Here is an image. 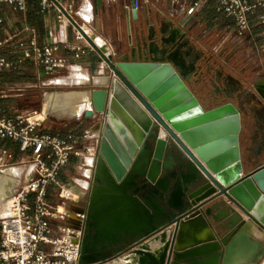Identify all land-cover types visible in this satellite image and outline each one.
Instances as JSON below:
<instances>
[{
  "label": "water",
  "instance_id": "obj_1",
  "mask_svg": "<svg viewBox=\"0 0 264 264\" xmlns=\"http://www.w3.org/2000/svg\"><path fill=\"white\" fill-rule=\"evenodd\" d=\"M132 8L136 20L135 0ZM134 39L129 30L123 53L100 48L104 72L88 81L90 108L84 116L95 122L97 158L104 163L109 183L120 185L132 177L134 184L127 191L140 197L145 184H156L149 176L153 162H158L160 173L179 152L185 164L179 165L184 170L178 183L184 190L183 205L186 197L188 207L129 242L118 255L133 253L137 264H225L240 233L264 252V240L247 228L256 229L264 238V164L241 175L244 167L256 160L254 155L244 153L242 145L243 128L251 116L258 118V112L251 107L244 111L232 97L206 109L204 101H210V94L199 98L188 83L204 90L202 74L207 64L191 61V70H187L174 57L176 40L172 44L160 40L154 50L149 39ZM258 85L264 89L256 82L253 89L264 103ZM139 159L144 166L137 169ZM189 172L191 179L184 181L182 174ZM159 173L157 179L172 190L174 187L171 189L167 178L159 177ZM201 187L210 191L192 196ZM194 213L205 220L213 238L178 250L175 241L179 224ZM167 230L171 231L169 238L156 253L152 252L149 242L164 239ZM81 263L89 261L81 258Z\"/></svg>",
  "mask_w": 264,
  "mask_h": 264
},
{
  "label": "crops",
  "instance_id": "obj_2",
  "mask_svg": "<svg viewBox=\"0 0 264 264\" xmlns=\"http://www.w3.org/2000/svg\"><path fill=\"white\" fill-rule=\"evenodd\" d=\"M50 2L51 5L45 9L40 4L41 0H25L23 10H14L8 4L1 5L0 56L14 62L15 65L10 69L0 70V110L13 113L15 116H30L42 111L45 118L37 129L40 134L61 138L68 135L86 136L78 144L81 156H71L59 174V182L63 188L72 182L75 184L72 192H65L67 198L78 197L75 200L78 202L82 197L80 192L90 190L93 186L98 160L97 132L94 130V120L84 116L89 106L75 116L65 114L63 111L51 112L49 96L51 93L72 91L88 93L90 77L104 72L102 56L99 52L90 51L86 55L90 65L85 61L72 62L74 64L67 68L47 74L37 63L34 55L24 58L22 50L29 46L32 37L35 38L38 47L52 42L61 45L76 43L68 22L65 19L60 21L57 19V9H66L68 6H71L73 11L71 17L82 24L89 33L96 34L97 36H93L105 44L108 52L123 53L128 46L130 30L136 41L149 39L154 50L158 48L156 45L160 40L170 44L176 40L175 45L178 47L174 51V57L185 64L187 70H191L189 67L191 61H196L197 65L207 64L202 74L204 90H200L193 82L188 83L189 87L199 98L204 99V94H210V101H204L206 103L203 106L206 109L220 105L232 97L235 104L244 111L251 107L258 112V118L251 116L243 128L242 145L244 153L254 155L256 160L244 167L241 175L251 172L257 165L264 164V103L253 89L255 82L264 85L262 8L259 7L248 14L249 29L239 36L233 18L217 11L219 0H135L136 20L132 18V0H50ZM194 4H196L194 12L188 15L187 9ZM127 8L130 9L129 15ZM189 19L190 23L185 26ZM176 29L180 32L177 33ZM58 54L70 55V52L60 50ZM76 73L80 75L77 76ZM258 88L264 93L263 87L258 85ZM261 153L263 154L259 156ZM29 155L30 151L19 150L17 142L9 139L0 140V175L7 173L9 169L20 170L18 175L16 173L9 175L13 182L9 195L21 181L24 172L29 169ZM176 156L178 158L176 164L179 160L185 164L179 152H176ZM25 163L29 165H24ZM7 164L15 167H7ZM88 184L89 188L86 189ZM58 190L60 189L56 186L48 187L46 200L52 202L54 206L64 207L67 204L59 203L61 199ZM79 210L82 208H68L66 214L74 220L77 218L75 212ZM203 222L206 225L204 220ZM255 232V236L264 240L260 232L256 229ZM209 235L202 241L212 238L210 231ZM197 243L199 241L187 246ZM263 263L264 256H260L257 264Z\"/></svg>",
  "mask_w": 264,
  "mask_h": 264
},
{
  "label": "built area",
  "instance_id": "obj_3",
  "mask_svg": "<svg viewBox=\"0 0 264 264\" xmlns=\"http://www.w3.org/2000/svg\"><path fill=\"white\" fill-rule=\"evenodd\" d=\"M2 4H8L14 10L25 8V0H0V8ZM40 4L45 9L51 2L41 0ZM195 6L187 9L188 15L194 12ZM259 7L264 10V0H219L216 9L233 18L236 33L241 36L249 29L248 14ZM129 10L127 8L128 15ZM57 11V19L68 22L77 42L72 45L52 42L38 47L32 37L29 46L22 50L24 58L34 55L47 74L67 68L74 64L72 62L85 61L90 65L86 60L90 51L99 52L102 56L100 47L91 37L97 35L89 33L71 17V6ZM60 50L69 51L70 55H59ZM14 65V62L0 56V70L10 69ZM44 118L42 111L30 116H15L0 110V140L15 141L20 151H30V167L9 197L10 214L0 218V264H83L80 253L82 229L78 230L76 241L73 242L67 228L53 226L50 221L65 219V214L59 213L58 206L49 205L46 195L48 187L56 186L60 189L59 197L69 199L63 194L59 174L71 156H81L78 144L86 136L68 135L61 138L40 134L37 129ZM60 232L62 235L56 236Z\"/></svg>",
  "mask_w": 264,
  "mask_h": 264
},
{
  "label": "bare ground",
  "instance_id": "obj_4",
  "mask_svg": "<svg viewBox=\"0 0 264 264\" xmlns=\"http://www.w3.org/2000/svg\"><path fill=\"white\" fill-rule=\"evenodd\" d=\"M91 37L101 49L107 52L103 42L101 43L93 35ZM75 71L78 72L77 69ZM76 75L79 76L80 73ZM88 106L90 108L88 94L84 92L51 93L49 96L51 112L64 111L75 115ZM143 166L139 159L136 168L140 169ZM104 169L103 161L98 158L86 209L76 212L77 218L74 220L66 214L67 209L62 208V212L66 216L65 219L70 222L69 225H82L81 258L89 261L88 264H104L110 260L113 261L108 264H137L135 254L118 255V253L126 248L129 242L140 238L144 232L161 226L184 211L182 200L184 190L179 183L169 190L164 182L157 179L159 173L157 161L153 162L149 172L150 178L154 179L156 184L154 186L145 184L144 189L139 192L140 197L127 191L134 184L132 177L126 178L120 185L112 184L105 179ZM12 173L18 175L20 170L9 169L7 173L0 175V211L3 215L10 214L9 197L12 193L10 195L9 193L13 182L9 175ZM191 177V172L182 174L184 181H189ZM85 188H89V184ZM209 191L201 187L193 192L192 196L203 195ZM59 209L60 207H57L58 211ZM202 219L199 213H194L181 220L175 243L177 249H185L188 244L200 242V240L202 242V239L210 236ZM247 228L256 233L249 225ZM68 232L71 240L75 242L78 231L68 229ZM170 232L166 231L164 239L150 241L148 244L150 250L156 253L169 238ZM260 256H264L263 250H259L257 244L245 233H240L227 253L225 264H249L250 262L255 264Z\"/></svg>",
  "mask_w": 264,
  "mask_h": 264
},
{
  "label": "rangeland",
  "instance_id": "obj_5",
  "mask_svg": "<svg viewBox=\"0 0 264 264\" xmlns=\"http://www.w3.org/2000/svg\"><path fill=\"white\" fill-rule=\"evenodd\" d=\"M78 81H80V82H82L81 80H78ZM82 110H84V109H82ZM81 110V111H82ZM80 111V112H81ZM62 112V111H61ZM64 112V111H63ZM79 112V113H80ZM78 113V114H79ZM65 114H67V113H65ZM68 115H70V116H75V115H77V114H75V115H72V114H68ZM174 159V160H173ZM172 159V161H171V163H170V166H168L167 168H164V169H162L161 171H160V173H159V177H162V178H164V177H166L167 178V183H168V186L172 189L178 182H179V173H180V171L181 170H184V168H180V163H182V162H180V160L177 162V164H176V159L178 160V158H176V157H174ZM24 165H29L28 163H25ZM9 166H14V165H9V164H7V167H9ZM15 167V166H14ZM87 184V183H86ZM75 186V184L72 182L70 185H68V186H65V188H64V192H63V194H65V191H67V192H72L73 190H74V187ZM56 192V191H55ZM90 190H87V191H85V192H80L81 193V196L82 197H80L79 198V201L78 202H75V200H70V199H65V198H63V197H60V202L59 203H61L62 204V202H65L67 205L66 206H61L60 207V209H59V213H61L62 212V208H64V209H68V208H72V207H80V208H82V209H86V207H87V203H88V198H89V195H90ZM60 193V190H58V194ZM185 196H186V194H185ZM78 198V197H77ZM54 200V198H52V201ZM185 201H184V203H185V207H188V201H187V199H186V197H185V199H184ZM47 203L49 204V205H54V204H52V202H50V201H47ZM63 213V212H62ZM76 213V212H75ZM2 216H7L6 214H2V212L0 211V217H2ZM65 218H66V216H65ZM51 222V224L53 225V226H60V227H65V228H67V229H70V230H79V229H82V225H79V224H77V225H69L70 224V222L69 221H67L66 219H62V220H55V221H50ZM60 235H62V233L60 232V233H57L56 234V236H60ZM110 261H112V260H110ZM110 261H108V262H110ZM108 262H106V263H108ZM105 264V263H104ZM264 264V263H263Z\"/></svg>",
  "mask_w": 264,
  "mask_h": 264
}]
</instances>
